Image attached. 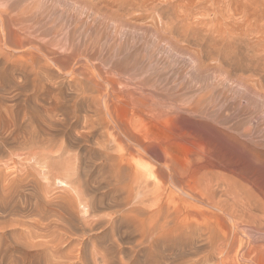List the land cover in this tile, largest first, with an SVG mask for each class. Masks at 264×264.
<instances>
[{
	"label": "rangeland",
	"instance_id": "obj_1",
	"mask_svg": "<svg viewBox=\"0 0 264 264\" xmlns=\"http://www.w3.org/2000/svg\"><path fill=\"white\" fill-rule=\"evenodd\" d=\"M0 13L62 58L0 51V264H179L148 236L160 207L232 236L178 178L241 219L232 263L264 264V0H0Z\"/></svg>",
	"mask_w": 264,
	"mask_h": 264
},
{
	"label": "bare ground",
	"instance_id": "obj_2",
	"mask_svg": "<svg viewBox=\"0 0 264 264\" xmlns=\"http://www.w3.org/2000/svg\"><path fill=\"white\" fill-rule=\"evenodd\" d=\"M14 1H16V0H14ZM17 3V2H16ZM11 10H13V9H11ZM2 11V10H1ZM27 12V11H26ZM3 13V12H2ZM2 13H0V26L1 27H3L4 28V32H3V36H1L0 37V51H3V52H9V54H10V56H13V53L15 54V52H18L19 53V51H21V50H23L26 46H30V49H28V50H37V52L41 55V56H43V58H46V60L47 61H51V63L53 62H55V63H57V62H59V63H61L62 61V58H60V57H58V54H57V52L56 51H54V50H52V48H51V46H50V44H38L39 42H38V40H36L37 39V37L35 38V40L33 41L31 38H33V34H32V37L29 39V41L28 42H26V43H24V42H21V38H20V40H18L17 38H16V36L17 35H19V33H20V31H18V30H14V28L12 29L11 28V26H10V23H11V21L9 20V18L10 17H7L6 15H4V14H2ZM6 14V13H5ZM13 15V14H12ZM17 17V16H16ZM20 23V22H19ZM9 25V26H8ZM29 26V25H28ZM8 27V28H7ZM29 29V28H28ZM12 30L13 31H15V32H17V33H15L13 36H12ZM23 30V29H22ZM25 30V29H24ZM1 31V30H0ZM22 32V31H21ZM37 32V31H36ZM34 33V32H33ZM22 34V33H21ZM26 34H27V32H26ZM28 36V35H27ZM20 36H18V38H19ZM35 37V36H34ZM23 41H25V40H23ZM39 41H40V39H39ZM40 42H42V41H40ZM44 43H46V42H44ZM52 43V42H51ZM53 44V43H52ZM53 47H54V45H53ZM55 47H57V46H55ZM56 50V49H55ZM67 50V49H66ZM24 52V51H23ZM35 52V51H34ZM2 53V52H1ZM30 53H33V52H30ZM7 54V53H6ZM59 54H61V53H59ZM19 56V54L17 55V56H15L16 58ZM27 56V55H26ZM14 57V58H15ZM34 57V56H33ZM76 58V57H75ZM9 59V58H8ZM13 59V58H12ZM18 59V58H17ZM21 60V59H20ZM24 61V60H23ZM30 61V60H29ZM28 62V61H27ZM50 63V62H49ZM86 63V62H85ZM88 63V62H87ZM93 64V63H92ZM51 65V64H50ZM58 65V64H57ZM60 65V64H59ZM58 65V66H59ZM80 65H81V63H80ZM61 66V65H60ZM63 67V66H62ZM61 67V68H62ZM75 67V66H74ZM97 67V66H96ZM56 68V67H55ZM57 69V68H56ZM72 69V68H71ZM77 69V68H76ZM75 70V69H74ZM105 70V69H104ZM84 71V70H83ZM96 71H98V70H96ZM107 71V70H106ZM85 73V72H84ZM94 73H95V71H94ZM101 73V72H100ZM35 74H37L36 73V71H35ZM73 74V73H72ZM86 74V73H85ZM96 74V73H95ZM76 75V74H75ZM80 75V74H79ZM77 76V75H76ZM89 76V75H88ZM101 77V76H100ZM103 79H104V77H102ZM80 79V78H79ZM38 80V79H37ZM82 80V79H81ZM85 80V79H84ZM93 80V79H92ZM225 80V79H224ZM100 82V81H99ZM139 82H141V81H139ZM224 82V81H223ZM90 83V82H89ZM92 83H93V81H92ZM98 83V82H97ZM142 83V82H141ZM94 84H95V82H94ZM135 84V83H134ZM96 85V84H95ZM113 86V85H112ZM138 86V85H137ZM141 87V86H140ZM97 88H99V87H97ZM94 90V89H93ZM95 91V90H94ZM104 92V91H103ZM107 93V92H106ZM259 93V92H258ZM263 93V92H262ZM101 94V93H100ZM109 94V93H108ZM107 94V95H108ZM261 94V93H260ZM103 95V94H102ZM106 95V94H105ZM113 95V94H112ZM148 95V94H147ZM99 96V95H98ZM125 96V95H124ZM123 96V97H124ZM104 97V96H103ZM107 97V96H106ZM113 96H111V98H112ZM100 98V97H99ZM101 100V99H100ZM106 100V99H105ZM111 100V99H110ZM129 101V100H128ZM111 104V103H110ZM105 108V107H104ZM104 112V111H103ZM163 112V111H162ZM105 113V112H104ZM115 118V117H114ZM106 120V119H105ZM113 120V119H112ZM116 122V121H115ZM111 124V123H110ZM119 124H122V123H119ZM105 125V124H104ZM113 126V125H112ZM119 126V125H118ZM134 126V125H133ZM103 127V126H102ZM105 127V126H104ZM120 127V126H119ZM122 127V126H121ZM120 127V128H121ZM113 129V128H112ZM116 129V128H115ZM122 130H123V127H122ZM121 130V131H122ZM128 130V129H127ZM123 133V132H122ZM108 134H109V132H108ZM118 134H120V133H118ZM125 134V133H124ZM118 136V135H117ZM127 136V135H126ZM120 137H122V135H120ZM121 139V138H120ZM127 140V139H126ZM129 142V141H128ZM113 144V143H112ZM132 144V143H131ZM152 145V144H151ZM146 146V145H145ZM138 147H140V146H138ZM105 148V147H104ZM142 148V147H141ZM147 148V147H146ZM146 148H143L142 150L143 151H146V154L148 153V150L146 149ZM129 149V148H128ZM102 150V149H101ZM138 150V149H137ZM136 150V151H137ZM134 151V150H133ZM106 152V151H105ZM137 153H139V152H137ZM142 153V152H141ZM145 153V152H144ZM111 154V153H110ZM115 154V153H114ZM145 154V155H146ZM141 155V154H140ZM115 156H116V154H115ZM138 156V155H137ZM143 156V155H142ZM109 158H110V156H109ZM173 159V158H172ZM40 160V159H39ZM43 160V159H42ZM172 162L173 161H171V164L168 166V168L170 169V166L172 165ZM108 164V163H107ZM165 165V164H164ZM167 165V164H166ZM173 165L175 166V164L173 163ZM179 165V164H178ZM177 165V166H178ZM105 166V165H104ZM118 166V165H117ZM173 166V167H174ZM136 167V166H135ZM138 167V166H137ZM179 167V166H178ZM185 167V166H184ZM134 168V167H133ZM172 169V168H171ZM174 169V168H173ZM178 169V168H177ZM179 169H181V168H179ZM129 170V169H128ZM113 171V170H112ZM138 170H136V172H135V174L134 175H136L137 177H138V179L140 180V179H143V176L141 175L142 173L141 172H137ZM139 171H141V170H139ZM174 171V170H173ZM178 171H180V170H177L176 172L177 173H179ZM181 171H182V169H181ZM189 171V169L187 168V171H185V173L184 172H180L181 174H183L184 175V177L186 176L185 174H186V172H188ZM120 172V171H119ZM132 172V171H131ZM130 172V173H131ZM170 172V171H169ZM191 172V171H190ZM134 173V172H133ZM132 173V174H133ZM174 173V172H173ZM189 173V172H188ZM83 174V173H82ZM85 174V173H84ZM171 177H169L170 179H173V177L175 176L174 174H172V171H171ZM146 175V174H145ZM177 175V174H176ZM180 175V174H179ZM187 175H189V174H187ZM140 176H142V178H140ZM182 176V175H181ZM176 177V176H175ZM178 177V176H177ZM180 177V176H179ZM183 177V176H182ZM183 177V178H184ZM122 178V177H121ZM169 178H167V179H169ZM181 178V177H180ZM187 180H188V177H185ZM134 179V178H133ZM133 179H132V181H133ZM175 179V178H174ZM178 181H172V182H174V183H171V185L172 184H174V186L176 187V189H175V191L177 190V189H179V190H177V191H179V194H180V192L182 193L181 195H185L186 197H188L190 200H192V201H194L195 203H199L198 205H203V206H201V207H203V208H206V209H204V210H207L206 212L207 213H209V211H211L215 216H218V217H215V218H217V219H219V217H220V219L222 220V217H227V218H229L230 219V221L232 222L231 224L234 226V232H233V234H232V236H229V235H227V234H224V236H217L218 234H217V232H219L220 230H216L215 229V227H214V229L217 231L216 232V234H215V230L212 228V227H210L211 226V223H209V224H203V223H199L197 226H196V224L198 223H196L195 224V226H193V224H192V222L191 223H188V224H192V225H188V224H186V221L187 222H189L188 220L190 219L189 217H190V215H192V214H187V215H185V214H183L184 212L183 211H181V208H179V207H176L174 210H172V212H171V210H168V208L166 209V208H164V207H160V209H159V211H158V206L156 207L155 205H152V206H155V208L157 209V211L155 212V211H152L151 213H155L152 217L150 216L149 218H150V220L149 221H151L150 223H151V225H150V228H149V232H150V234L148 235V236H150V239L151 238H153L154 240H156L155 238H156V236L159 234L160 236H163V238L162 237H160V236H158V237H160V238H162V240L165 238L164 236H166L167 238H168V243H167V247H168V249H173L172 250V252H174L175 251V253H176V255H177V257H179V264H210V261L207 259V257H208V254H207V256L206 255H200V251H199V249L197 248V247H195L196 246V243H197V241H198V239H203L204 241H206L207 243H209V246H210V248H211V250L212 249H214V247H216L217 245H219L220 247H222L223 248V252H225V254H226V258L225 259H223L222 261H220V263H215V264H229V263H232V261L234 260L233 259V257L235 256V254L236 253H239L240 252V250L238 249H236L237 247H239V246H237L236 247V245H237V243H238V241L239 242H242V240L240 241L239 239L241 238V236H240V233L241 232H243L244 231V227H243V225H241V224H243L242 223V221H241V219L239 218V219H237V217H235V214H233V215H231V212H229L230 210L229 209H231L230 207L231 206H229L230 204L228 203V202H222V203H219V202H216V201H214V199L213 198H210L211 197V193H209V194H211L210 195V197H209V195L207 196L205 193H203V192H201V191H198V190H195L193 187H191L188 183H184V182H182V181H180L179 180V178L177 179ZM185 180V179H184ZM114 181V180H113ZM119 181H121V180H119ZM168 181H170V180H168ZM186 181V180H185ZM125 182V181H124ZM140 182V184H141V181H139ZM129 184V183H128ZM131 184V183H130ZM119 186V185H118ZM120 186H122V185H120ZM123 186H125V185H123ZM132 186V185H131ZM135 186L136 185H134V188H135ZM140 186V185H139ZM146 186V185H145ZM126 187V186H125ZM199 187V186H198ZM202 187V186H201ZM140 188V187H139ZM172 188H174V187H172ZM203 189H205V191H207V189L206 188H202V191H203ZM226 189V188H225ZM135 190V189H134ZM125 191H126V189H125ZM132 191V190H131ZM138 192L140 191V190H137ZM137 192V194H133V195H131L130 197L134 200V201H136L137 203H139V205L141 204V206L143 205V204H145L144 203V201L142 200V199H140L139 197V193ZM146 192H147V190H146ZM209 192V191H208ZM144 193V192H143ZM145 194V193H144ZM114 196V195H113ZM138 196V197H137ZM185 196H183L182 198L184 199V200H186V201H188V198L186 199V197ZM125 197V196H124ZM137 197V198H136ZM213 197V196H212ZM147 198V197H146ZM238 198V197H237ZM128 199H130V198H128ZM115 200V199H114ZM127 200V199H126ZM184 200H182V202L184 201ZM159 201H162V199H159ZM158 201V202H159ZM231 201V200H230ZM235 201V200H234ZM128 202H130V200L128 201ZM177 202V201H176ZM175 202V203H176ZM182 202H180V203H182ZM239 202H241V201H239ZM117 203V202H116ZM62 204V203H61ZM174 204V203H173ZM177 204H179V201H178V203ZM194 204V203H193ZM138 205V206H139ZM180 205V207H181V204H179ZM197 205V206H198ZM63 206H64V203H63ZM119 206V205H118ZM144 206V205H143ZM162 206V205H161ZM168 206H169V204H168ZM189 206V205H188ZM191 206V205H190ZM193 206H195L196 207V205L194 204ZM131 207H132V205H131ZM137 207V206H136ZM135 207V208H136ZM147 207V206H146ZM167 207V206H166ZM65 208V207H64ZM133 208V207H132ZM140 208V207H139ZM138 208V210H141V209H139ZM145 208V207H144ZM151 209H152V207H150ZM154 208V209H155ZM171 208V207H170ZM173 208V207H172ZM188 208H190V207H188ZM191 208H193V210H194V207H191ZM197 208H199L200 209V207H197ZM203 208H201L202 210H203ZM66 209V208H65ZM186 209V208H185ZM198 209V210H199ZM190 210V209H189ZM246 210H248V209H246ZM137 211V210H136ZM195 211V210H194ZM57 212V211H56ZM131 212V211H130ZM183 212V213H182ZM188 212V211H187ZM232 212H233V210H232ZM235 212V211H234ZM241 212V211H240ZM134 213V212H133ZM150 213V214H151ZM194 213V212H193ZM207 213H201V215L204 217V218H206L207 217ZM212 213H210V215L212 214ZM253 213V212H252ZM198 215V214H197ZM238 215V214H237ZM236 215V216H237ZM193 216H195L194 214H193ZM214 217V216H213ZM152 218V219H151ZM189 218V219H188ZM193 217H191V219H192ZM196 218H200L199 216L197 217L196 216ZM188 219V220H187ZM202 221L203 220H205V219H203L202 217L200 218ZM254 219V218H253ZM196 220V219H195ZM220 220V221H221ZM225 220H227V219H225ZM224 220V221H225ZM191 221V220H190ZM197 221V220H196ZM200 221V220H199ZM201 222V221H200ZM204 222H206V220L204 221ZM227 223L229 222V221H226ZM252 222V221H251ZM207 223V222H206ZM226 223V224H227ZM230 224V223H229ZM228 224V225H229ZM145 225H146V222H145ZM250 226H251V223L249 224ZM253 225V224H252ZM245 226V225H244ZM247 226V225H246ZM253 226H255V225H253ZM260 226V225H259ZM259 226H257V227H259ZM146 227H147V225H146ZM217 227V226H216ZM143 228V230H145V226H143L142 227ZM226 228V227H225ZM229 228V226L227 227V229ZM261 228H262V226H261ZM148 229V228H147ZM218 229V228H217ZM232 229V228H231ZM249 229V228H248ZM251 230V229H250ZM254 230H255V228H254ZM258 230V229H257ZM230 231V230H229ZM248 231V230H247ZM247 231H245V234H243L242 233V235H245L246 237H247V235H246V233H247ZM222 231H220V233H221ZM251 232V231H250ZM262 232V231H261ZM249 233V232H248ZM247 233V234H248ZM259 233V232H258ZM256 234V233H255ZM220 235H222V234H220ZM254 236V235H253ZM155 237V238H154ZM159 238V239H160ZM152 240V239H151ZM153 240V241H154ZM156 242H158V238H157V240H156ZM164 242V241H163ZM163 242H161V245L163 244ZM159 243V242H158ZM165 244V243H164ZM164 244H163V246H164ZM240 244V243H239ZM160 245V244H159ZM160 245V246H161ZM159 246V247H160ZM243 246V245H242ZM160 248H162V246L160 247ZM164 249H165V246H164ZM168 249H166V250H168ZM164 251V250H163ZM170 251V250H169ZM158 252H160V250L158 251ZM235 253V254H234ZM156 254V253H155ZM152 255H154V251L152 252ZM164 255V254H163ZM175 256V255H174ZM259 257V256H258ZM160 258V257H159ZM173 258V257H172ZM245 258V257H244ZM156 259H157V257H156ZM154 260L153 262L154 263H156V264H159V261H157V260ZM229 259H232L231 261L229 260ZM236 259V258H235ZM237 259H238V257H237ZM159 260V259H158ZM161 260H163L162 259V257H161ZM160 260V261H161ZM174 260V259H173ZM253 261V260H252ZM234 262V261H233ZM161 263V262H160ZM163 263V262H162ZM167 263V262H166ZM247 263V262H246ZM164 264V263H163ZM176 264V263H175ZM211 264H213L212 262H211ZM233 264V263H232Z\"/></svg>",
	"mask_w": 264,
	"mask_h": 264
}]
</instances>
